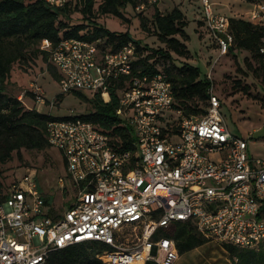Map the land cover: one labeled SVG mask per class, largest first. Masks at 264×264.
Instances as JSON below:
<instances>
[{
	"label": "built area",
	"instance_id": "obj_1",
	"mask_svg": "<svg viewBox=\"0 0 264 264\" xmlns=\"http://www.w3.org/2000/svg\"><path fill=\"white\" fill-rule=\"evenodd\" d=\"M45 1L63 7L70 0ZM134 1L144 9L159 0ZM202 2L206 23L226 54L234 42L230 17L217 14L210 0ZM257 5L252 17L262 20L264 3ZM102 42L46 38L41 48L58 67L65 92L100 93L106 102L119 93L116 113L132 129L135 148H117L92 120L51 119L49 142L64 151L77 197L52 214L37 170L28 167L0 201V264H48L55 250L83 243L105 244L97 254L105 264H175L180 253L168 230L179 221H192L222 243H263L264 160L252 159L248 140L231 132L213 87L206 113L176 110L180 133L167 131L164 117L175 102L167 74H134L136 44L112 50ZM39 91L37 103L46 104ZM176 135L180 141L173 140Z\"/></svg>",
	"mask_w": 264,
	"mask_h": 264
},
{
	"label": "trees",
	"instance_id": "obj_2",
	"mask_svg": "<svg viewBox=\"0 0 264 264\" xmlns=\"http://www.w3.org/2000/svg\"><path fill=\"white\" fill-rule=\"evenodd\" d=\"M247 1L264 3V0ZM158 2L154 3L156 12L153 23L156 34L161 41L167 43L168 49L143 45V41L136 39L129 30L113 31L99 23L94 19L96 0H70L63 7L51 5L45 0H0V191L4 189L5 184L2 179L3 166L13 159L15 152L22 156L23 149L44 150L51 146L48 136L49 121L62 118L38 108L27 107L22 99L8 91V84L17 62L33 54H43L47 60L49 59L48 51L41 48L46 38L53 43L74 37L86 40L102 38L101 44L112 50L132 41L137 47L134 74L154 75L165 72L175 92L173 111L182 109L186 115H202L207 112L208 107H202L200 102L209 103L212 80L208 76L203 77L201 68L197 65L189 62L182 66L176 64L173 55V51L184 56L190 53L186 43L190 38L186 29L189 20L182 8L175 7L173 10L163 12L158 7ZM129 3L138 4L134 0H102L98 10L102 14L111 13L127 19L123 10ZM76 11L83 14V21L73 23ZM143 25L144 28L150 29L145 21ZM230 32L234 37L230 51H234L235 48L250 51L259 62L258 71L264 82V24L230 17ZM146 50H150L151 53L145 55ZM155 55L169 59L173 63L165 69H160L156 62L150 61ZM50 70L60 78L56 71L52 68ZM125 85L126 81L122 79L118 86L123 89ZM77 92L84 96L82 92ZM91 101L94 106L92 112L74 117L94 121L111 134L113 144L117 148L134 149L132 129L123 124L122 118L116 113L119 93L113 92L109 102H106L100 93H95ZM164 120L167 131L180 133L178 117L172 113L164 117ZM15 181L17 179L13 182ZM6 196L7 193L0 196V201ZM47 203L50 204L49 198ZM168 234L176 239L179 253L195 249L209 240L198 231L192 221L174 223ZM224 244L231 256L236 259V264H264V242L254 248ZM105 247H107L105 244L99 243L71 245L52 252L48 264H105L97 255L99 250ZM148 264L158 263L150 261Z\"/></svg>",
	"mask_w": 264,
	"mask_h": 264
},
{
	"label": "rangeland",
	"instance_id": "obj_3",
	"mask_svg": "<svg viewBox=\"0 0 264 264\" xmlns=\"http://www.w3.org/2000/svg\"><path fill=\"white\" fill-rule=\"evenodd\" d=\"M217 14L229 17H239L264 24V19H254L252 12L258 7L257 3L247 0H210ZM102 0H96L94 19L106 25L113 31L129 30L136 39H141L143 45L153 48L168 49L167 43L161 41L156 34L153 23L156 5L148 4L146 8H138V4L129 3L124 8L127 19L114 14H102L99 6ZM158 7L163 12L180 7L184 10L189 25L187 32L190 38L186 40L190 53L188 56L179 55L173 51L176 64L182 66L185 62L192 63L201 68L202 76H208L213 82L214 92L222 100L221 111L231 132L248 140V152L252 159L264 160V82L260 75L259 62L248 50L235 48L223 54L219 41L213 31L205 22L202 0H159ZM83 14L76 11L73 23L83 21ZM87 21V19H85ZM146 22L150 29L144 28ZM183 39L181 36H179ZM150 50L144 52L145 55ZM156 62L160 69H165L173 62L159 55L150 58ZM60 75V71L50 59L43 54L29 55L25 60L17 62L8 84V91L15 97L26 101L27 107L51 113L55 117H68L88 114L94 110L91 101L95 93L86 90H73L65 92L60 78L50 70ZM246 87V88H245ZM37 89L45 97L47 103L40 105L36 100ZM77 91L84 94L82 96ZM56 101L51 108L50 102ZM202 107L209 103L200 102ZM167 115L176 111H167ZM180 141L181 136L173 137ZM213 157L220 158L219 153ZM33 167L38 172L40 184L50 199V212L52 214L64 211L71 206L77 197V188L69 176L67 158L64 151L51 145L44 150L23 149L22 156L15 152L12 160L3 166L4 189L0 196L8 192L10 184L18 180ZM64 179V183L61 180ZM259 247V246H257ZM175 264H236V259L231 256L225 244L209 239L205 244L180 253Z\"/></svg>",
	"mask_w": 264,
	"mask_h": 264
},
{
	"label": "crops",
	"instance_id": "obj_4",
	"mask_svg": "<svg viewBox=\"0 0 264 264\" xmlns=\"http://www.w3.org/2000/svg\"><path fill=\"white\" fill-rule=\"evenodd\" d=\"M50 205V204H49ZM60 213V212H59Z\"/></svg>",
	"mask_w": 264,
	"mask_h": 264
}]
</instances>
